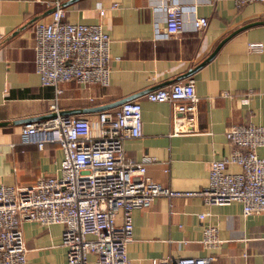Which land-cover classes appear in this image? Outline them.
I'll list each match as a JSON object with an SVG mask.
<instances>
[{
  "label": "crops",
  "instance_id": "crops-1",
  "mask_svg": "<svg viewBox=\"0 0 264 264\" xmlns=\"http://www.w3.org/2000/svg\"><path fill=\"white\" fill-rule=\"evenodd\" d=\"M55 1L65 21L99 24L109 39L107 85L59 83L58 108L63 115L84 116L94 128L95 112H73L192 79L197 103L189 131L172 132L168 103L146 101L144 93L133 98L140 105L141 134L123 141L124 155L133 163L151 158L144 169L153 182L171 190H200L207 182L208 163L231 150L224 136L231 125L264 127V4L235 8L232 0H185L196 3L206 26L194 30L184 24L167 40L153 41L149 5L155 0H0V184L27 186L54 176L62 158L55 142L38 149L20 142L19 136L23 122L49 114L53 89L38 82L32 37L34 24L49 20ZM113 3L116 6L110 8ZM224 38L208 61L174 80L203 61ZM256 42L260 50L248 49V43ZM256 154L264 156V147ZM225 169L239 171L233 164ZM114 222H120L119 213ZM131 223L126 255L137 264L185 256L211 257L209 264H264V214L242 216L237 202L215 206L203 204L197 196H158L147 207L133 209ZM204 225L217 228V247L202 248ZM20 229L29 263L66 264L59 244L62 225L22 221ZM87 260L91 264V254Z\"/></svg>",
  "mask_w": 264,
  "mask_h": 264
},
{
  "label": "built area",
  "instance_id": "built-area-1",
  "mask_svg": "<svg viewBox=\"0 0 264 264\" xmlns=\"http://www.w3.org/2000/svg\"><path fill=\"white\" fill-rule=\"evenodd\" d=\"M235 8L264 0H232ZM115 3L110 8H114ZM153 19L152 40H167L188 24L203 29L206 19L197 15L196 3L185 0H155L149 5ZM102 15L103 10H97ZM108 36L99 24L70 23L64 20L59 2L52 4L48 21L33 28L34 72L42 86L53 89L48 105L52 116L23 122L20 142L38 149L55 142L62 158L54 176L27 186L0 184V264H31L26 259L20 223L62 225L59 244L65 250L66 264H137L126 255L132 239L131 211L147 207L155 197L197 196L206 205H240L242 216L264 214V127L233 124L224 133L230 152L208 163L206 185L197 191H177L153 182L145 175L144 157L126 160L123 141L141 134L140 105L131 99L95 112V126L88 118L60 114L59 83L106 86L109 77ZM260 50L261 44L248 43ZM149 102L170 106L172 132L189 131L196 118L197 97L191 78L148 91ZM238 172H227V165ZM120 222H114L116 214ZM203 214H197L201 219ZM199 242L202 248L220 243L217 228L204 225ZM211 257L185 256L152 258L149 264H209Z\"/></svg>",
  "mask_w": 264,
  "mask_h": 264
},
{
  "label": "water",
  "instance_id": "water-1",
  "mask_svg": "<svg viewBox=\"0 0 264 264\" xmlns=\"http://www.w3.org/2000/svg\"><path fill=\"white\" fill-rule=\"evenodd\" d=\"M51 11V9H50ZM225 40L222 39L216 46L215 48L213 49V51L203 60L201 61L199 64H197L196 66H194L193 68L187 70L185 73H183L182 75L176 77L174 80H179V79H183L189 75H191L196 69H198L205 61H208L213 55L214 53L216 52L217 48L220 46V44ZM169 82H162L161 84H159L157 87L159 86H163L165 84H168ZM144 92H139V93H136V94H133L131 96H128V97H125V98H121L119 100H115L113 102H110V103H107V104H103V105H99V106H95V107H90V108H84V109H80V110H75V112L73 113H89V112H97V111H100V110H104V109H109V108H113L117 105H119L120 103L124 102V101H127V100H130V99H133L134 97H136L137 95H140ZM60 114H65V112H60ZM52 116L51 114H47L46 116H42L40 118H47V117H50ZM36 119H39V118H36Z\"/></svg>",
  "mask_w": 264,
  "mask_h": 264
}]
</instances>
